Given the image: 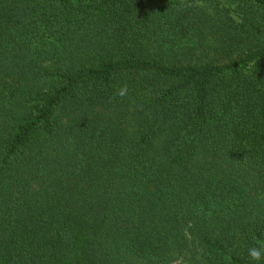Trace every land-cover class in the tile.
I'll return each mask as SVG.
<instances>
[{
    "label": "trees",
    "instance_id": "trees-1",
    "mask_svg": "<svg viewBox=\"0 0 264 264\" xmlns=\"http://www.w3.org/2000/svg\"><path fill=\"white\" fill-rule=\"evenodd\" d=\"M254 247L264 0H0V264H264Z\"/></svg>",
    "mask_w": 264,
    "mask_h": 264
},
{
    "label": "clouds",
    "instance_id": "clouds-1",
    "mask_svg": "<svg viewBox=\"0 0 264 264\" xmlns=\"http://www.w3.org/2000/svg\"><path fill=\"white\" fill-rule=\"evenodd\" d=\"M128 93H129V88L127 84L120 86L116 91V95L121 98L127 97ZM248 255L249 258L254 261H260L261 259H264V251H262L258 247L250 248L248 250Z\"/></svg>",
    "mask_w": 264,
    "mask_h": 264
}]
</instances>
